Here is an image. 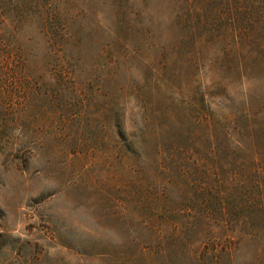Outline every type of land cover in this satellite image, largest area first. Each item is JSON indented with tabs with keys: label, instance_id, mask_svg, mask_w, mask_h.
<instances>
[{
	"label": "rangeland",
	"instance_id": "374dc122",
	"mask_svg": "<svg viewBox=\"0 0 264 264\" xmlns=\"http://www.w3.org/2000/svg\"><path fill=\"white\" fill-rule=\"evenodd\" d=\"M242 3L264 11L0 0V264H264V237L194 212L197 191L243 182L211 159L210 127L235 143L239 114L264 118V65L225 72Z\"/></svg>",
	"mask_w": 264,
	"mask_h": 264
},
{
	"label": "trees",
	"instance_id": "16d2710c",
	"mask_svg": "<svg viewBox=\"0 0 264 264\" xmlns=\"http://www.w3.org/2000/svg\"><path fill=\"white\" fill-rule=\"evenodd\" d=\"M242 5L243 9L238 12L241 44L226 51L228 53L225 72L240 78L248 75L251 79L252 73L259 74V65H264V11H261L262 6L252 10L245 3ZM250 111H253L252 107L246 114H250ZM239 123H241L240 127H237ZM232 128L237 141L235 143H231L226 136H221L219 140L216 134L217 128L210 127L208 136L211 138L210 141L207 139L210 157L213 162L222 161L240 169L242 173L240 178L243 182L236 190H225L221 189V186L210 185L197 191L194 199L199 206L195 208V218L199 221L200 216L205 213L235 217L242 221L244 234H249L252 238L264 237V178L252 172L253 155L264 151V118L256 120L239 114ZM166 133L170 136L176 134L169 127ZM173 141L171 145L178 143L177 138ZM213 141L218 143L215 147L212 146ZM216 203L218 205L214 206ZM193 225L195 227V224Z\"/></svg>",
	"mask_w": 264,
	"mask_h": 264
}]
</instances>
